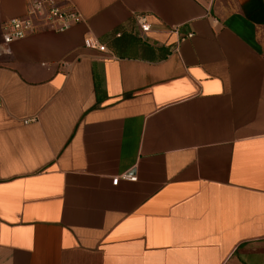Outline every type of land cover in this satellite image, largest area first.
Masks as SVG:
<instances>
[{
  "label": "crops",
  "instance_id": "1",
  "mask_svg": "<svg viewBox=\"0 0 264 264\" xmlns=\"http://www.w3.org/2000/svg\"><path fill=\"white\" fill-rule=\"evenodd\" d=\"M57 1L0 0V264H264V0Z\"/></svg>",
  "mask_w": 264,
  "mask_h": 264
},
{
  "label": "built area",
  "instance_id": "2",
  "mask_svg": "<svg viewBox=\"0 0 264 264\" xmlns=\"http://www.w3.org/2000/svg\"><path fill=\"white\" fill-rule=\"evenodd\" d=\"M26 2V12L23 16L10 18L4 23L2 32L4 45L37 31L62 32L82 20L81 13L74 5L62 6L57 0H26ZM135 18L142 32H147L150 29V23L145 14L137 13ZM171 31L177 33V28L173 27ZM187 36L190 37L191 34ZM83 44L89 48L106 51L105 45L94 37H86ZM28 120L25 119L24 122H28ZM120 179L135 181L136 175L124 172L114 177L112 183L116 184Z\"/></svg>",
  "mask_w": 264,
  "mask_h": 264
}]
</instances>
